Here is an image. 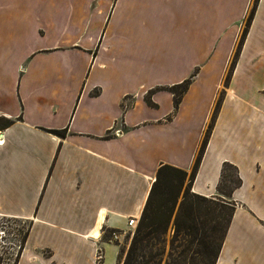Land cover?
Returning <instances> with one entry per match:
<instances>
[{"label": "crops", "instance_id": "1", "mask_svg": "<svg viewBox=\"0 0 264 264\" xmlns=\"http://www.w3.org/2000/svg\"><path fill=\"white\" fill-rule=\"evenodd\" d=\"M250 3L0 0V217L31 222L17 264H115L105 231L139 219L160 165L190 172L221 91L191 192L235 166L216 264H264V0L223 85ZM193 74L173 115L157 89Z\"/></svg>", "mask_w": 264, "mask_h": 264}, {"label": "trees", "instance_id": "2", "mask_svg": "<svg viewBox=\"0 0 264 264\" xmlns=\"http://www.w3.org/2000/svg\"><path fill=\"white\" fill-rule=\"evenodd\" d=\"M257 3L258 0L252 1L243 23L224 79V87H227L230 80ZM194 76L195 74L179 84L157 89L172 94L173 115ZM153 92L151 90L145 96V101L151 107L154 104L149 96ZM223 94L221 91L216 100L190 172L169 165L158 167L137 224L130 238H127V247L116 244L119 253L115 264H216L236 207L231 195L240 185L237 169L229 163L222 164L217 195L214 197L196 195L191 192V186L219 112ZM171 117L172 115L168 119ZM11 124V120L0 117V130ZM46 131L59 138L66 136V130ZM30 227L29 221L12 264H17ZM119 233L117 230L105 231L103 240L113 241L112 236Z\"/></svg>", "mask_w": 264, "mask_h": 264}, {"label": "rangeland", "instance_id": "3", "mask_svg": "<svg viewBox=\"0 0 264 264\" xmlns=\"http://www.w3.org/2000/svg\"><path fill=\"white\" fill-rule=\"evenodd\" d=\"M252 1L253 0H251L249 9L251 7ZM258 74L261 75V72H258ZM256 81L258 82L257 78ZM28 222L29 221H25V220L0 217V264L13 263V260L16 257V253L18 251L20 240L22 239L23 234L28 228ZM132 231L133 230L127 226L125 230L120 231L119 233L120 236L118 237L117 241H110V242L113 244H118V246L120 247H127L128 245L127 238L128 237L130 238V236L132 235ZM111 247L113 246H110L109 250L106 249V256L107 255L111 256V254L113 253V248ZM101 260L102 259H100L99 262H101Z\"/></svg>", "mask_w": 264, "mask_h": 264}, {"label": "built area", "instance_id": "4", "mask_svg": "<svg viewBox=\"0 0 264 264\" xmlns=\"http://www.w3.org/2000/svg\"><path fill=\"white\" fill-rule=\"evenodd\" d=\"M137 221L138 219H136L135 217H131L128 219V222H127V226L130 228V229H134L136 224H137ZM120 236V234H114L112 236V240L113 241H117L118 240V237ZM102 251L101 249H97V252H96V263L98 264L99 263V260L102 259ZM101 254V255H100Z\"/></svg>", "mask_w": 264, "mask_h": 264}, {"label": "bare ground", "instance_id": "5", "mask_svg": "<svg viewBox=\"0 0 264 264\" xmlns=\"http://www.w3.org/2000/svg\"><path fill=\"white\" fill-rule=\"evenodd\" d=\"M98 235H99L98 232H96V235L94 237H98Z\"/></svg>", "mask_w": 264, "mask_h": 264}]
</instances>
